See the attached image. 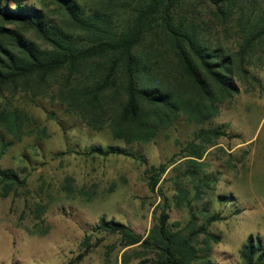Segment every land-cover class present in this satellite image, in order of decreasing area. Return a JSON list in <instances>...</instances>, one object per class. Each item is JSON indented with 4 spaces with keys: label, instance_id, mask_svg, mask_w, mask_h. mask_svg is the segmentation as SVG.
I'll return each mask as SVG.
<instances>
[{
    "label": "rangeland",
    "instance_id": "1",
    "mask_svg": "<svg viewBox=\"0 0 264 264\" xmlns=\"http://www.w3.org/2000/svg\"><path fill=\"white\" fill-rule=\"evenodd\" d=\"M75 1L126 24L138 0ZM28 4L67 27V18L52 0ZM220 7L230 14L218 15L219 10L204 0H186L183 9H175L176 21L186 18L203 42L235 59L233 77L239 92L219 103V114L204 123L182 114L152 141L128 143L114 137L109 127L88 125L70 112L57 98L60 75L51 80L48 95L7 94L20 109L23 127L12 134L0 126L8 145L6 150L0 145V152L5 151L0 169L17 173L26 186L6 196L0 189V264H138L152 258L154 254L144 250L123 248L120 236L97 227L104 217L147 237L162 212V193L170 202V223L185 235L192 214L196 229L206 226L212 216L218 218L208 234L201 233L193 243L195 257L190 264H245L241 252L249 237L264 242V43L243 64L238 56L244 42L240 33L264 18V0H222ZM25 35L45 47L34 32ZM160 37H149L142 48L156 55L163 76L171 53ZM214 128L228 135L210 137L202 159L185 157L183 149L196 134ZM95 146L119 147L149 165L175 162L155 193L148 185L146 165L124 155L85 154ZM180 187L186 190L182 200ZM88 235L92 243L99 241L98 247L83 245Z\"/></svg>",
    "mask_w": 264,
    "mask_h": 264
},
{
    "label": "trees",
    "instance_id": "2",
    "mask_svg": "<svg viewBox=\"0 0 264 264\" xmlns=\"http://www.w3.org/2000/svg\"><path fill=\"white\" fill-rule=\"evenodd\" d=\"M29 1L0 0V126L12 134L21 132L23 120L19 107L7 94L12 98L20 93L48 95L53 88L51 80L59 75L57 98L70 112L88 125L109 127L114 137L128 143L152 141L182 114L204 123L219 114V103L239 92L233 77L234 57L203 42L186 18L175 20V9H183L186 0H138L126 24L116 23L109 13L88 11L75 0H52L61 8L72 32ZM204 1L218 9V15L230 14L220 7L222 0ZM25 31L34 32L45 47L31 41ZM240 34L244 42L238 56L243 64L246 56L253 57L264 43V18L255 28ZM157 35L171 53L170 66L167 64L163 76L156 55L142 48L149 37ZM227 135L220 128L202 129L184 147L185 157L202 159L212 143L210 137ZM198 140L203 144L196 145ZM0 145L5 150L8 146L2 133ZM4 152H0V158ZM85 154L124 155L140 161L147 166L148 185L155 193L175 162L172 159L149 165L144 158L113 146H95ZM24 186L26 180L17 173L0 169V189L4 188L5 196ZM179 192L182 200L186 190L180 187ZM162 196V212L147 237L104 217L97 231L120 236L123 248L154 254L138 264H190L195 257L193 243L201 233L208 234V227L218 218L212 216L206 226L196 229L192 214L189 234L185 235L170 223V202L165 194ZM92 240L91 235L86 236L83 245L87 249L98 247L99 241L94 244ZM241 254L245 264H264V242L250 236Z\"/></svg>",
    "mask_w": 264,
    "mask_h": 264
}]
</instances>
